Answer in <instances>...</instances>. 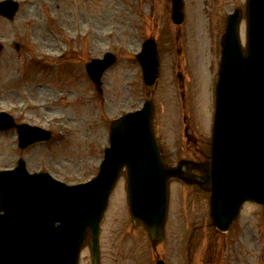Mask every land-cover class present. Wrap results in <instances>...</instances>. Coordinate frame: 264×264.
Masks as SVG:
<instances>
[{
  "label": "rangeland",
  "instance_id": "374dc122",
  "mask_svg": "<svg viewBox=\"0 0 264 264\" xmlns=\"http://www.w3.org/2000/svg\"><path fill=\"white\" fill-rule=\"evenodd\" d=\"M20 1L12 20L0 16V40L6 44L0 53V93L5 95L0 98V107L23 104L16 111L18 120L46 125L48 117L58 115L60 120L52 125L59 121L72 127L47 145L24 151L19 150L13 135L0 134V167L13 166L22 155L31 170L47 166L68 181L84 178L97 171L96 161L108 142L110 119L139 107L146 98L154 103L153 124L158 138L163 145L167 143V148L178 147L180 155L169 159L178 162L182 156L202 157L210 135L214 75L224 20L242 0H209L195 7L189 3L183 27L186 33L180 43L173 36L175 26L168 20L170 0ZM151 35L162 44V61L157 84L146 87L134 53ZM15 40L21 41L24 48L16 57L11 44ZM62 47L69 48V53L54 67L53 58L43 53ZM108 48L117 53V61L104 74V102L84 65L91 56ZM14 75L19 77L17 81L12 80ZM37 102L43 103L42 107L32 106ZM117 186L120 191H116ZM115 187L100 237L102 264H153L157 256L164 257L166 264H201L211 260V253H217V246L225 242L211 225L207 190L199 194L183 183L171 181L165 239L152 249L144 225L131 221L124 176ZM241 210L236 224L247 218L250 223L247 228L242 226L246 231L243 238L235 232V241L228 243L225 263L264 264V207L245 203ZM77 260L78 264H90L86 246Z\"/></svg>",
  "mask_w": 264,
  "mask_h": 264
},
{
  "label": "water",
  "instance_id": "95a60500",
  "mask_svg": "<svg viewBox=\"0 0 264 264\" xmlns=\"http://www.w3.org/2000/svg\"><path fill=\"white\" fill-rule=\"evenodd\" d=\"M177 3L172 14L176 21L182 18L180 1ZM250 3L254 10L249 12L246 53L240 49L237 25L232 20L222 43L209 169L212 217L220 228L227 226L242 200L264 202V7L263 0H250ZM15 8L14 2L0 3L3 15L11 17ZM138 60L145 81L152 83L158 71V56L152 40L143 43ZM109 61H98L100 70ZM150 110L151 105L147 103L145 109L111 122V145L105 151L101 172L86 189H63L42 175L29 177L21 164L13 171L0 173V210H4L0 215V245L5 246L8 252L5 256L0 248V264H18L23 257L29 261L27 264H69L70 256L66 248L60 253L63 257L56 258L59 254L51 248V244L48 247L42 244L48 229H51L50 236L56 232L52 223L58 219L47 215L41 206L51 205L52 199L57 198L51 188L61 191L62 197L76 192L81 196L74 205L76 209L64 217L62 224L67 228L73 223L79 228L86 223L91 225L89 220H94L96 225L106 204L108 190L123 165L128 171L129 206L134 219L146 224L154 241L161 239L167 180L171 172L159 162L149 133L143 135L148 127L136 119L146 116L147 122ZM19 132L20 145L40 136L33 127L23 126ZM40 181L47 182L46 186H41ZM61 233L63 230L56 236L70 242L69 234ZM91 237L96 239V228H92ZM82 238L83 235L76 238L77 248ZM54 240L51 238V241ZM32 248L39 252H33ZM73 254L75 264L76 254Z\"/></svg>",
  "mask_w": 264,
  "mask_h": 264
}]
</instances>
